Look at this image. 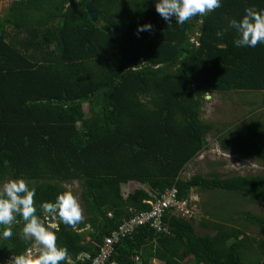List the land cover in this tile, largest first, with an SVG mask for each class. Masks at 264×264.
<instances>
[{"label": "trees", "instance_id": "1", "mask_svg": "<svg viewBox=\"0 0 264 264\" xmlns=\"http://www.w3.org/2000/svg\"><path fill=\"white\" fill-rule=\"evenodd\" d=\"M89 1L16 0L0 18V184L22 177L45 201L78 182L87 216L59 226L67 257L95 253L104 236L172 188L179 200L202 190L264 205L263 120L218 139L224 152L258 161L261 173L182 178L213 131L201 117L202 93L264 92V44L236 47L228 26L264 0H221L182 25L167 24L155 0H92L93 21ZM145 23L152 28L137 34ZM234 207L216 217L237 227L214 223V235L167 211L168 232L138 226L107 264H264V213ZM22 226L0 237V261L32 246ZM252 226L262 237L245 231Z\"/></svg>", "mask_w": 264, "mask_h": 264}, {"label": "clouds", "instance_id": "2", "mask_svg": "<svg viewBox=\"0 0 264 264\" xmlns=\"http://www.w3.org/2000/svg\"><path fill=\"white\" fill-rule=\"evenodd\" d=\"M220 6L221 0H155L154 3L155 11L167 24L174 19L179 25L191 21L190 18H202L205 12ZM228 26L236 33L234 46L252 48L258 43L264 44V8L245 7L239 19H229ZM151 28L150 23H145L138 25L136 32ZM216 35L219 37L222 32ZM202 99L211 101L212 93H202ZM35 197L36 188L22 177L0 184V237H12V226L22 223V238L31 240L34 245L12 255L8 264H60L67 257V248L57 243V233L60 224L75 226L82 219L77 195L69 186L58 192L54 200L38 201Z\"/></svg>", "mask_w": 264, "mask_h": 264}, {"label": "rangeland", "instance_id": "3", "mask_svg": "<svg viewBox=\"0 0 264 264\" xmlns=\"http://www.w3.org/2000/svg\"><path fill=\"white\" fill-rule=\"evenodd\" d=\"M14 1L16 0H0V18H3L11 3ZM196 35L198 34L195 30L190 36L191 43L195 40ZM212 97L213 99L211 101H204L201 109L202 120L210 123L213 127V131L207 137L208 147L202 150L189 163L182 174V178L188 179L196 173L208 175L212 172H218L225 176L261 173L263 168L258 161L224 152L220 148L218 139L226 136L235 128L251 124L256 120L264 121V92L237 91L212 93ZM88 108V104H85L84 111L87 115H89ZM65 186H71L72 191L77 195L82 208V219H86L87 214L80 197L81 188L78 182L66 184ZM140 187L143 188L144 186L140 185ZM135 188H137L136 184L134 186L125 185L122 191L127 195L128 192ZM237 205H242L241 208L246 211L250 210L256 213H264V205L250 203L243 196L202 190H194L191 193L188 207L191 211V218L194 220L197 233L199 235H214L216 233V229L213 227L214 223H224L230 227L236 226L225 223L223 219L220 220V217H216V215H220L222 211H225L226 215H228L233 206H235L234 210L240 211ZM201 222L203 226L200 225ZM239 223L241 221L238 220ZM89 231L90 229L87 228L85 233L88 234ZM245 231L249 234L256 235L258 238L262 237L258 229L253 226ZM32 247H34L33 244ZM135 259L137 260L138 258L135 257ZM8 262L9 260L0 261V264H8ZM150 262L151 264H162L156 259H152ZM189 264L193 263L191 262Z\"/></svg>", "mask_w": 264, "mask_h": 264}, {"label": "built area", "instance_id": "4", "mask_svg": "<svg viewBox=\"0 0 264 264\" xmlns=\"http://www.w3.org/2000/svg\"><path fill=\"white\" fill-rule=\"evenodd\" d=\"M151 205L149 211L141 212L132 218L125 220L117 229L112 230L104 236L101 243L96 244L95 253L83 251L75 257L68 256L63 264H107L116 251V246L125 238L132 236L136 228L148 223L158 232H168L163 224V217L167 211L191 218L189 201L178 199V190L172 188L156 197L154 201L148 202ZM32 247V246H31Z\"/></svg>", "mask_w": 264, "mask_h": 264}, {"label": "water", "instance_id": "5", "mask_svg": "<svg viewBox=\"0 0 264 264\" xmlns=\"http://www.w3.org/2000/svg\"><path fill=\"white\" fill-rule=\"evenodd\" d=\"M86 10L88 12V14L90 15L91 19L93 21H97L98 20V17H99V14L97 12V9H96V5L94 3V1L90 0L87 4H86ZM187 47H191L192 44L189 43L186 45Z\"/></svg>", "mask_w": 264, "mask_h": 264}, {"label": "crops", "instance_id": "6", "mask_svg": "<svg viewBox=\"0 0 264 264\" xmlns=\"http://www.w3.org/2000/svg\"><path fill=\"white\" fill-rule=\"evenodd\" d=\"M163 264V263H162Z\"/></svg>", "mask_w": 264, "mask_h": 264}]
</instances>
